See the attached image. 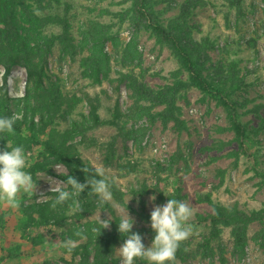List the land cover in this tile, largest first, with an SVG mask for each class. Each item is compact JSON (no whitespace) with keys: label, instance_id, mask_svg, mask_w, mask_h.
<instances>
[{"label":"rangeland","instance_id":"rangeland-1","mask_svg":"<svg viewBox=\"0 0 264 264\" xmlns=\"http://www.w3.org/2000/svg\"><path fill=\"white\" fill-rule=\"evenodd\" d=\"M176 1L153 0V9L165 26L198 43L209 79L219 72L244 76V85L230 92L239 102L247 152L220 96L189 85L188 72L174 52L150 29L133 28V0L35 3L42 21L67 19L76 47L69 49L55 39L45 65L46 81L58 86L65 102L52 128L35 134L71 144L80 159L114 184L113 198L99 206L88 195L89 187L79 197L82 212H73L68 201L51 207L53 220L31 219L30 206L52 205L57 193L51 188L71 190L59 183L70 172L40 146L25 150V170L30 172L37 160L45 170L33 178L36 189L21 194L18 209L0 205V264H121L117 249L126 239L118 232L121 216L128 212L132 232L150 247L155 235L150 214L171 198L193 209V232L181 244L175 264H264V0H242L239 6L230 0H196L190 12L182 11L187 0ZM37 29L33 35L40 39L62 33L61 24L54 22ZM4 76L0 64V95L6 84L18 114L19 101L32 87L27 72L16 66L6 83ZM130 77L155 91L174 87L175 118H162L167 106L139 95ZM34 119L39 121L38 113ZM109 218L110 227L102 229L100 220ZM78 230L84 238L75 235ZM100 234L104 236L98 238ZM69 238L76 241L70 253L64 247Z\"/></svg>","mask_w":264,"mask_h":264},{"label":"trees","instance_id":"trees-1","mask_svg":"<svg viewBox=\"0 0 264 264\" xmlns=\"http://www.w3.org/2000/svg\"><path fill=\"white\" fill-rule=\"evenodd\" d=\"M172 5H176V0H164ZM196 0H187L182 11H191V5H195ZM43 0H0V64L5 69V83L8 76L16 66L25 68L27 72L28 85L27 97L20 100L18 114H16L9 103V94L5 84L2 94L0 95V117H11L18 115L20 118L14 125V134H0V151L6 150L9 141L13 142L12 147L23 146L24 150H32L40 146L48 158H53V162L64 165L70 172L71 177L86 182V174L81 171L87 167L94 170L91 174L96 175L98 172L90 164L80 159L73 151V146L66 141L58 142L56 139L42 140L35 132H47L55 123L58 113L63 108L64 96L56 85L47 83L46 69L47 57L54 45L55 39L61 40L67 48L74 49L73 37L70 33V25L67 19L49 18L48 21H42L34 11V4L41 6ZM233 5H240L242 0H230ZM158 12L153 9V0H133L132 24L135 30L142 28L150 29L156 39L163 45L167 46L178 57L180 65L188 72L189 85L195 86L200 90L213 93L215 92L221 98L222 103L230 111L233 124L238 132L240 144L245 152L247 146L245 143L246 130L240 121L238 114L239 102L231 99L230 91H237L244 85V76L238 78V72H231L230 75L218 73L214 78L209 79L205 74L201 52L198 43L189 39L174 26H165L158 18ZM24 17V21L22 18ZM48 22L60 23L62 33L58 37L36 38L38 27ZM24 23L30 24L26 26ZM99 72V71H98ZM133 81V88L142 97L150 100L153 104L167 106L161 112L162 118H175V88L166 87L160 91H155L148 87L142 80L130 77ZM217 85L230 87L229 91L217 89ZM32 98V101L31 99ZM39 114V121L34 119L35 114ZM92 116L97 119V106L92 105ZM21 140H19V139ZM23 138V139H22ZM14 139V140H13ZM22 143V144H21ZM11 147L9 148V150ZM45 170L40 160H37L31 168L33 178L38 172ZM264 176V171L261 172ZM68 176V177H69ZM68 177L64 178L65 182ZM99 178V177H97ZM111 189L114 184L111 183ZM70 189V186H68ZM31 210L28 215L31 219L40 216L43 220H53L55 216L50 213V203H40L36 206H30ZM104 236L98 235V238ZM241 241V233L237 235ZM103 239V238H102ZM104 240V239H103ZM85 244V243H84ZM82 247V246H81ZM79 247V248H81ZM78 248V250H80ZM84 255L88 259L89 252ZM181 246L176 253V258L180 255Z\"/></svg>","mask_w":264,"mask_h":264},{"label":"clouds","instance_id":"clouds-1","mask_svg":"<svg viewBox=\"0 0 264 264\" xmlns=\"http://www.w3.org/2000/svg\"><path fill=\"white\" fill-rule=\"evenodd\" d=\"M20 117H0V134H14V125ZM28 167L26 153L23 146H6V150L0 151V205L10 209H18L21 205V194L32 193L37 185L33 181L30 172L25 169ZM86 174V182L79 183L77 179L69 176L66 182L70 186V191L65 188H51L57 193L51 207L56 209L59 205H64L71 201L70 208L73 212H82L79 197L87 188L90 187L88 195L97 198L99 206L112 200L111 184L102 173L96 175L94 171L87 167L81 169ZM99 177V178H97ZM155 196L150 197L155 201ZM193 215V209L188 202L175 198L168 199L161 206H155L150 214V227L155 233L150 247H145L142 236L133 233L134 220L128 212L121 216L118 223V232L126 237L122 245L117 249L121 264H135L136 260L147 261V264H175L176 253L181 244L192 235L193 228L189 223ZM102 229H108L111 221L100 220ZM94 232L101 233L100 229H93ZM76 236L83 237L82 230L75 233ZM76 241L69 238L64 241V247L70 253Z\"/></svg>","mask_w":264,"mask_h":264},{"label":"bare ground","instance_id":"bare-ground-1","mask_svg":"<svg viewBox=\"0 0 264 264\" xmlns=\"http://www.w3.org/2000/svg\"><path fill=\"white\" fill-rule=\"evenodd\" d=\"M19 74H17L16 71L13 72V76L17 77Z\"/></svg>","mask_w":264,"mask_h":264}]
</instances>
